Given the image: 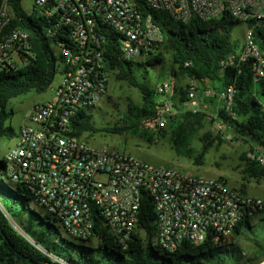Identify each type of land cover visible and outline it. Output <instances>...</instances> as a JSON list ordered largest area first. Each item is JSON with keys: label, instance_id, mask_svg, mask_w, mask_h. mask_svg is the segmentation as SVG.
Masks as SVG:
<instances>
[{"label": "built area", "instance_id": "2783aa9c", "mask_svg": "<svg viewBox=\"0 0 264 264\" xmlns=\"http://www.w3.org/2000/svg\"><path fill=\"white\" fill-rule=\"evenodd\" d=\"M31 9L54 22L48 35L67 29L75 46L59 47L61 81L56 85L54 81L49 88L52 98L37 102L27 113L5 160L11 180L23 184L72 238L89 240L96 236L93 215L97 211L111 232L126 243L137 229L145 196L151 198L157 213L155 241L166 250H176L184 241L201 244L210 235L215 243L228 241L246 216L264 208L262 198L242 192L224 178L157 167L126 152L94 146L70 135L77 113L92 114L108 94L112 76L109 54L115 40L129 61L158 53L165 36L154 21V11L182 23L228 16L246 24L244 44L222 62L221 71L253 60L254 82L264 80V51L254 40L257 32L264 35V0H34ZM11 18V0H0V33ZM3 35L0 72L9 66L27 65V55L32 56L28 33L13 29ZM190 81L184 110L196 112L204 98L216 95L217 109L208 119L215 130L227 127L218 113L224 108L233 116L234 87L215 93L211 87L203 89ZM171 87L169 81L158 87L159 94L164 95L161 117L147 125L154 131L165 127L166 115L174 111L173 102L165 97ZM261 112L264 116V103ZM250 145L248 160L264 165V146ZM12 223L24 232L17 222ZM52 260L49 264L63 263L55 257Z\"/></svg>", "mask_w": 264, "mask_h": 264}, {"label": "trees", "instance_id": "16d2710c", "mask_svg": "<svg viewBox=\"0 0 264 264\" xmlns=\"http://www.w3.org/2000/svg\"><path fill=\"white\" fill-rule=\"evenodd\" d=\"M24 0H11L12 18L8 26L0 33L20 29L28 33L30 53L25 66H9L0 72V137L13 139L16 131L6 125L7 106L13 99L31 92L38 94L49 90L56 79L60 63L63 64L59 47L74 48L69 30L63 29L56 35H48L47 30L54 22L47 21L35 10L28 14L23 7ZM37 15V17H35ZM154 21L160 25L165 40L157 54L146 62L129 61L120 53L119 43L110 49L108 68L117 80L126 82L141 94L139 105L130 104L127 111L114 124L99 126L92 114L81 111L72 120L71 136L84 138L101 133L131 136L143 139L150 123L160 119L162 103L158 98V87L151 80V70L165 62L169 54L173 69L171 77L174 90V111L160 130L173 149L186 158L192 159L196 165H203L206 155L214 146L211 131L202 133L206 125L214 126L208 119L216 110L202 105L198 111L184 110L183 103L187 98V87L178 83L184 78L200 84L203 89L218 90L233 86L235 90L233 114L221 108L219 118L227 128L235 134V140L254 142L264 146V116L261 103H264V80L254 82L252 65L249 60L240 68H229L222 72V62L239 48L233 40V29L239 24L236 20L225 16L220 20L202 21L193 18L189 23H182L162 12H153ZM205 22V25H201ZM255 42L264 51V35L257 32ZM165 82L164 80L161 84ZM216 95L208 97L212 104ZM217 103H215V106ZM147 141H154L153 131L149 132ZM199 138L202 149L197 153L193 141ZM243 170L244 179H264V165L250 161L247 153ZM242 192L247 193L243 184ZM25 191V193L23 192ZM33 197L23 185L14 183L8 172L5 156H0V264H49L52 257L63 263L55 264H243L244 247L233 243L236 238L243 237L252 243L255 258L249 261H264V217L259 218L263 224L256 225L258 216L264 208L253 215L246 216L236 227L233 236L223 243H215L214 236L201 244L189 241L182 242L174 252L155 244L157 235V213L150 197L145 196L138 216V225L131 239L126 243L115 236L107 221L96 211L93 215L94 233L99 245L87 244L88 240L64 242L56 226L30 207ZM50 217V216H49ZM51 218V217H50ZM52 219V218H51ZM23 229L18 231L12 221Z\"/></svg>", "mask_w": 264, "mask_h": 264}, {"label": "rangeland", "instance_id": "374dc122", "mask_svg": "<svg viewBox=\"0 0 264 264\" xmlns=\"http://www.w3.org/2000/svg\"><path fill=\"white\" fill-rule=\"evenodd\" d=\"M34 0H24L23 7L28 14H33L31 7ZM37 17V15H35ZM205 22H201V25H205ZM247 25L244 23L237 24L233 29V40L236 41L241 47L245 42V32ZM56 53L59 55L58 50ZM165 62L157 65L156 69L151 70V80L156 85H161V82L169 81L171 83L174 80L171 77L173 64L169 54H166ZM148 58L140 59L139 62H146ZM62 64L60 63L59 71L56 75L54 84H58L61 81ZM190 80L184 78L178 79V83L184 87L190 85ZM172 85V84H171ZM201 88V87H200ZM188 89V87L186 88ZM174 90L171 87L170 93L166 94L171 102H173ZM53 92L49 89L47 92L38 94L31 92L27 95H23L10 101L7 106V112L10 114L7 118L6 125L11 126L16 134L19 133L20 127L26 122L27 113L31 110L34 104L37 102H46L52 98ZM159 102L164 101V95L158 94ZM141 103L140 92L133 87H130L126 82L119 81L112 75L110 79V87L107 96L100 103L99 106L94 108L92 115L101 126H106L108 123L114 124L120 119V116L127 111L130 104L139 105ZM217 103V101H215ZM215 103L212 104L208 101V97L204 98L202 105L216 110ZM168 120V115H166ZM153 131L154 141L149 143L147 138L151 135L149 132ZM208 131L212 132L214 146L205 157L204 164L199 166L194 163L192 159L186 158L179 155L169 143L167 139H164L160 134V130L155 131L149 127L147 134L143 139L131 137V136H120L115 134L101 133L94 136L85 135L84 139L94 146L98 147H109L126 152L133 155L134 157L157 167H170L176 168L182 171L190 172L199 177H221L228 181L229 185L236 188H241L244 184L246 186L247 193L260 197L264 200V179H244L243 170L245 168V161L242 160L244 153H247L248 148L251 146L250 143L242 140H235V134L227 127L220 129L219 131L214 129V126L206 125L205 129L201 134ZM13 139L0 137V156H6L13 142ZM193 147L198 153L202 149V143L199 138L193 141ZM25 193V191L23 190ZM30 207L42 215L43 217L52 221L56 226L57 231L60 235V239L64 242H75L78 241L72 238L62 227V225L55 220L51 219L46 210L37 204L35 200L30 202ZM264 217V213L258 216L256 225L263 224L261 218ZM260 218V219H259ZM17 220H15L16 222ZM18 222V221H17ZM19 223V222H18ZM156 244L164 248L163 244L156 239ZM244 247L245 259L243 264H261L264 261L258 263V261H249L255 258L253 245L251 242L243 237L236 238L232 241ZM87 244L95 246L99 245V239L94 236L86 241ZM165 249V248H164ZM168 252H174L173 249H168Z\"/></svg>", "mask_w": 264, "mask_h": 264}, {"label": "bare ground", "instance_id": "6f19581e", "mask_svg": "<svg viewBox=\"0 0 264 264\" xmlns=\"http://www.w3.org/2000/svg\"><path fill=\"white\" fill-rule=\"evenodd\" d=\"M264 264V263H263Z\"/></svg>", "mask_w": 264, "mask_h": 264}]
</instances>
